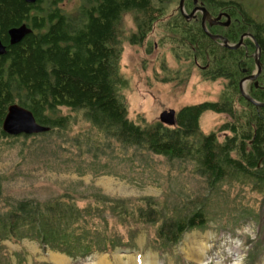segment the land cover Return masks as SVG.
Instances as JSON below:
<instances>
[{"label":"trees","instance_id":"16d2710c","mask_svg":"<svg viewBox=\"0 0 264 264\" xmlns=\"http://www.w3.org/2000/svg\"><path fill=\"white\" fill-rule=\"evenodd\" d=\"M62 2L39 0L28 5L22 0H0V40L7 46L0 57V142H8L11 148L21 139L31 141L22 145L23 153L45 157L64 155L70 148L77 160L91 157L95 174L106 173L107 165L100 160L118 151H131L132 158L152 155L171 163H191L208 192L203 197L181 202L166 199L164 203L149 198L114 200L97 194L94 207L85 209L78 208L69 194L45 202L9 199L0 207V264H12L2 255L3 241L34 240L70 257L135 248L132 240L107 238L113 220L154 227L149 246L167 254L186 234L204 232L218 218L231 219L233 228L241 220L258 218L254 207L241 201L230 208L220 205L223 186L249 189L262 197L264 205V108L255 107L240 92L242 80L255 71L250 56L253 43L245 41L249 57L245 48L226 49L204 32L200 14L188 22L180 9L169 11L167 5L174 0H80L74 15L57 8ZM196 6H203L212 17L229 14L230 26L208 27L211 35H222L234 45L245 33L257 40L262 48V71L245 88L252 99L264 103V22L256 21L235 1L185 0L188 13ZM130 13L136 25L135 33L126 39L130 46L142 47L155 25H164L167 34L162 39L171 46L179 67L163 83L181 86L192 69L200 67L204 80L223 82L220 100L182 108L173 127L160 121L138 125L129 120L122 93L129 81L120 71V61L125 40L122 18ZM22 25L32 33L20 44L9 46L8 32ZM14 104L32 112L39 124L51 130L31 137L6 136L2 124ZM63 110L81 113L97 135L79 134L70 139L67 130L72 120L62 115ZM207 112L225 115L228 121L203 134L199 123ZM220 134H224L222 140ZM1 184L2 178L0 198ZM249 244L248 264H255L262 254V241Z\"/></svg>","mask_w":264,"mask_h":264},{"label":"rangeland","instance_id":"374dc122","mask_svg":"<svg viewBox=\"0 0 264 264\" xmlns=\"http://www.w3.org/2000/svg\"><path fill=\"white\" fill-rule=\"evenodd\" d=\"M235 1L243 6L255 20L264 19V0H223ZM180 0L167 5L169 11L179 9ZM63 11L69 15L76 14L80 0H63ZM185 12L189 14L186 9ZM163 24L155 25L153 32L142 47L130 46L126 40L136 31L135 15L126 14L122 18L124 30L123 52L120 71L129 81L123 96L128 105V118L138 125L159 121L165 111L176 113L182 108L204 102H218L224 89L221 81L208 82L200 74V67L192 69L189 80L181 86L163 83L165 77H172L179 67L170 50V45L162 38L166 36ZM169 33V32H168ZM183 64V63H182ZM184 65V64H183ZM62 115L70 116L72 123L67 130L69 138L79 134L94 137L81 113L63 110ZM228 121L225 115L207 112L200 119V131L210 134ZM98 139L99 135L97 136ZM220 140L224 134L219 135ZM27 143V144H26ZM31 141L21 139L13 143L0 142V178H2V196L0 207L9 199L36 200L45 202L64 195H72L80 209L94 207V195L106 196L114 200H138L149 198L164 203L181 202L207 195L203 179L193 173L191 163H171L165 158L148 155L134 156L132 152H115L101 159L107 165L106 173L95 174L90 168L92 159L77 160L75 151L56 156L30 155L22 151V145L28 146ZM72 149V148H71ZM220 205L224 208L241 201L246 207H254L258 218L241 220L233 228L229 218H218L204 232L194 231L175 247L170 253L161 254L150 248L155 235V228L144 224H123L116 220L110 222L107 238L118 237L123 241L132 240L135 248H116L107 252H96L86 257H70L43 248L37 241L24 239L20 243L3 241L1 252L9 257L12 264H132L153 256L157 264H201L190 258V238L199 236L202 242L204 264H248L252 245L262 241V254L255 264H264V205L262 197L249 189L223 186ZM226 203V204H224ZM221 206L219 209H221ZM106 217H110L107 212ZM229 222V224L227 223ZM130 242V241H129ZM61 260L62 263L56 262ZM132 259V260H131Z\"/></svg>","mask_w":264,"mask_h":264},{"label":"water","instance_id":"95a60500","mask_svg":"<svg viewBox=\"0 0 264 264\" xmlns=\"http://www.w3.org/2000/svg\"><path fill=\"white\" fill-rule=\"evenodd\" d=\"M29 5H34L38 2V0H24ZM197 4V1H195ZM180 12L186 21H190L195 18L197 13L202 14V28L204 32L210 37L211 40L215 42H221V45L225 48L237 50L239 49L244 42L246 37H249L255 42L257 48V54L255 55V65L256 71L249 77L242 80L240 83V92L244 99L248 102L252 103L257 108H264V103H258L254 99H252L246 92V82H254L257 80L258 76L260 75L262 68L260 62V48L257 42L254 40L252 35H244L241 37L239 43L237 45H229L228 40L220 37V36H213L209 33L207 29V24L210 26L220 25L223 27H228L230 25V18L226 23L219 22L222 19V15H219L215 20L212 19V16L203 6H196L191 14H187L185 12V0H180L179 6ZM32 33V30L29 29L26 25H22L18 28L11 29L8 34L10 38V45L15 46L20 44L28 35ZM6 47L2 44L0 40V57L6 54ZM257 86V83H256ZM159 121L166 125L173 127L176 123V112L173 110L165 111L160 115ZM51 129L49 127L43 126L37 122L32 112L25 109L24 107L14 104L8 107L7 114L2 124V131L8 137H20V136H36L40 134L48 133ZM192 234V233H191ZM190 234H186L184 238L188 237Z\"/></svg>","mask_w":264,"mask_h":264},{"label":"flooded vegetation","instance_id":"af4514ba","mask_svg":"<svg viewBox=\"0 0 264 264\" xmlns=\"http://www.w3.org/2000/svg\"><path fill=\"white\" fill-rule=\"evenodd\" d=\"M22 1H24V0H22ZM39 1V0H38ZM26 3V2H25ZM38 3V2H37ZM36 3V4H37ZM27 4V3H26ZM63 4V2L61 3V4H59L58 5V9H63L62 7H61V5ZM29 5V4H28ZM35 5V4H34ZM54 9V8H53ZM194 10V9H193ZM192 10V11H193ZM192 11L189 13V14H191L192 13ZM198 14H200L201 15V26H202V14L201 13H197L196 14V16L198 15ZM219 15H222V19L219 21V22H221V23H226L227 21H228V18H230V16H228L229 14L227 13V12H221V13H219ZM218 15V16H219ZM196 16H195V18H196ZM218 16H216V17H212V19L213 20H215ZM195 18H193V19H195ZM192 19V20H193ZM230 20H231V18H230ZM191 21V20H190ZM256 21H259V22H264V19H257ZM230 24H231V22H230ZM230 26V25H229ZM228 26V27H229ZM208 27H222V28H228V27H223V26H220L219 24L218 25H215V26H210L209 24H207V28ZM244 35H251L250 33H245V34H243L242 35V37L244 36ZM214 36H220V37H222V38H224V39H226L225 37H223L222 35H214ZM253 36V35H252ZM254 38V37H253ZM241 39V38H240ZM226 40H228V39H226ZM247 40H249L251 43H253V45H254V53L252 54V55H250L253 59H254V62H255V55L257 54V48H256V45H255V42L252 40V39H250L249 37H246L245 39H244V42H243V45L240 47V48H245V50H246V54H247V57H249V55H248V53H249V49H248V43H245V41L247 42ZM254 40L257 42V40L254 38ZM2 42V41H1ZM8 42H9V46H11L10 45V38H9V34H8ZM228 42H229V40H228ZM217 43H219V41L217 42ZM2 44H3V42H2ZM220 45H221V42L219 43ZM257 44H258V46H259V48H260V59H261V55H262V48H261V46L259 45V43L257 42ZM5 47H6V49H7V46L5 45V44H3ZM229 45H234V44H230L229 43ZM237 45V44H236ZM226 49H228V48H226ZM229 50H232V49H229ZM260 62H261V60H260ZM255 71H256V65H255ZM254 71V72H255ZM253 72V73H254ZM251 76V75H250ZM246 77H249V76H246ZM245 77V78H246ZM248 83H250V81H248V82H246V84H248Z\"/></svg>","mask_w":264,"mask_h":264},{"label":"bare ground","instance_id":"6f19581e","mask_svg":"<svg viewBox=\"0 0 264 264\" xmlns=\"http://www.w3.org/2000/svg\"><path fill=\"white\" fill-rule=\"evenodd\" d=\"M198 237L199 236H197V237L192 236L189 240V241H191L190 242L191 244L189 246L190 251H191V255H189V256H190V258L191 257L195 258L197 262L204 264V256H203V250L204 249H203L202 244H201L202 242H200V239ZM60 261L61 260L56 259V262H60ZM60 263H62V261ZM99 264H104V263L100 262ZM132 264H134V263H132ZM135 264H137V263H135ZM140 264H157V262L153 259V256H151V257L144 258L142 260V263H140Z\"/></svg>","mask_w":264,"mask_h":264}]
</instances>
